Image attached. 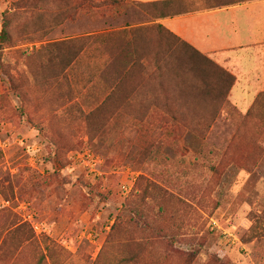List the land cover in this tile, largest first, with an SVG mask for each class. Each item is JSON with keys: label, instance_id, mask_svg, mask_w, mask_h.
<instances>
[{"label": "rangeland", "instance_id": "1", "mask_svg": "<svg viewBox=\"0 0 264 264\" xmlns=\"http://www.w3.org/2000/svg\"><path fill=\"white\" fill-rule=\"evenodd\" d=\"M164 8L0 0V264H264V89L180 138L151 56L177 43L137 25ZM120 82L138 103L97 111Z\"/></svg>", "mask_w": 264, "mask_h": 264}, {"label": "crops", "instance_id": "2", "mask_svg": "<svg viewBox=\"0 0 264 264\" xmlns=\"http://www.w3.org/2000/svg\"><path fill=\"white\" fill-rule=\"evenodd\" d=\"M131 1L164 6L158 16L140 10L147 20L137 25H164L236 75L231 99L243 108L257 88L264 89V0ZM165 1L171 2L161 4Z\"/></svg>", "mask_w": 264, "mask_h": 264}, {"label": "trees", "instance_id": "3", "mask_svg": "<svg viewBox=\"0 0 264 264\" xmlns=\"http://www.w3.org/2000/svg\"><path fill=\"white\" fill-rule=\"evenodd\" d=\"M49 1L57 3L61 0ZM170 2L165 1L161 4L164 5ZM14 16V13L10 10L3 12L2 29L0 31V72L5 73L9 77H11V74L2 60L1 51L14 41L11 32L15 21ZM154 27L177 43L175 47H172V45L166 49L162 47L160 50L151 53L154 62L161 71V75L172 78V83L165 85L163 82L162 85L164 93H171V96L169 95L164 102V106L171 108L172 111L168 121L176 129L180 138L183 137V132L190 131L204 139L220 111L227 105L237 77L208 55L179 38L164 25L157 23ZM62 43L57 42L55 45ZM83 49L82 47L76 52L69 60V63H72ZM37 52L40 53L42 50H37ZM147 56L150 55L147 54ZM136 87L138 88L139 86ZM136 87L133 88V92L138 91ZM140 87L146 89L147 85L140 84ZM122 91L121 82L114 85L97 111L107 106L114 112L126 111L138 103L135 98L127 95L123 98ZM148 102L151 107L155 104L152 98ZM249 111L250 109L247 110V117L251 116L252 112ZM86 117L91 119L90 112ZM145 122L147 123L148 119L145 118ZM124 205V211L126 206L132 207V204ZM133 207L137 211L138 207L136 205ZM168 237L173 239L175 236L169 235ZM195 256L194 252H189L184 253L183 258L191 261L195 259Z\"/></svg>", "mask_w": 264, "mask_h": 264}]
</instances>
